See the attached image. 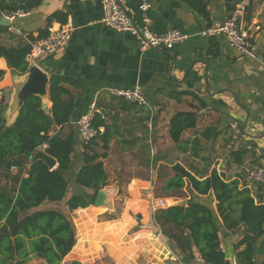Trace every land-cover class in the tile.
Listing matches in <instances>:
<instances>
[{
	"label": "crops",
	"instance_id": "1",
	"mask_svg": "<svg viewBox=\"0 0 264 264\" xmlns=\"http://www.w3.org/2000/svg\"><path fill=\"white\" fill-rule=\"evenodd\" d=\"M28 1L0 0V3L24 9ZM120 1L139 25L146 24L155 33L177 29L187 39L169 49H144L129 32L102 21V0H39L38 5L27 9L25 16L11 22L0 35L1 45L18 47L30 45L33 39L43 36L50 24L60 27L70 22L74 26L69 42L37 63L49 78L57 75L68 80L63 83L65 98L75 102L70 121L53 129L75 135L73 164L67 173L75 178L84 165L85 149L77 120L92 106L106 120V126L101 127L103 133L107 130L111 136L108 157L103 159L109 176L104 188L108 200L109 194L118 191L121 185L130 190L136 182L141 192L142 184H150L155 162L166 163L163 158L168 156L175 158L174 163L192 158L198 164L190 170L199 177L205 178L216 169L227 181H241L247 166H263L264 0H247L241 22L254 42L255 56L240 53L223 34L202 35L207 27L223 24L238 0H152L147 12L141 10L140 0ZM58 13L60 18L55 16ZM14 28L22 33L17 34ZM0 70L5 71L0 85L5 87L7 98L1 116L6 114L8 124L2 117L3 125L6 121L10 126L14 123L10 105L23 82V74L11 68L2 56ZM136 85L146 95L145 105L112 93L115 88L129 89ZM44 105L49 113V96ZM180 111H194L197 125L183 132L180 143H174L169 126L171 118ZM45 147L39 150L45 151ZM57 166L58 163L55 169ZM10 174L1 185L14 192L19 183L16 177L27 173L17 167ZM75 186L78 191L83 190L76 183ZM248 187L255 196L263 194L259 185ZM152 206L155 211L160 201L149 203ZM92 207L94 204L82 209ZM132 234L134 237H129L133 243L125 246L105 243L98 246L97 240L93 247L88 241L86 248L78 242L63 264L73 260L82 264H181L176 261L178 255L155 230L140 228ZM79 236L81 241V233ZM221 237L223 250L233 249L236 254L241 234L223 229ZM254 261L264 264V234L256 242ZM28 264L44 262L33 258Z\"/></svg>",
	"mask_w": 264,
	"mask_h": 264
},
{
	"label": "trees",
	"instance_id": "2",
	"mask_svg": "<svg viewBox=\"0 0 264 264\" xmlns=\"http://www.w3.org/2000/svg\"><path fill=\"white\" fill-rule=\"evenodd\" d=\"M28 2L24 6L26 11L38 5L39 0ZM6 8L16 10L0 3V12ZM200 11L205 13L204 9ZM55 16L60 18L61 14ZM7 30L0 25V35ZM29 50L30 45L6 47L0 44V57H5L15 71L25 74L30 69ZM4 75L5 71L0 70V80ZM67 81L62 76H51L49 113L43 108L41 97L29 96L15 123L3 130V107L0 109V181L11 177L13 167L27 173V176L16 177L19 183L14 192L0 183V264H28L33 258H41L44 264H63L77 243L76 228L63 211L41 208L45 203L63 201L69 191L67 172L73 164L75 135L74 132L64 135L61 130L53 131L67 124L74 112V100L65 98L67 91L63 83ZM92 125L105 127L106 120L95 113ZM196 125L194 111L176 113L169 126L172 141L180 143L183 132ZM110 138L106 130L84 145V165L74 178L83 190L72 193L67 199L70 211L94 204L98 192L108 185L103 159L108 157ZM194 143L199 144V141ZM44 146L46 153L56 159V169L42 160L29 166L34 152ZM163 166L167 165L160 164L158 170ZM166 170L162 192L172 195L188 188L190 194L186 203L159 207L151 214V227L174 253L190 259L199 256L206 264H224L221 233L226 229L241 234L235 246L237 264H255V245L264 234V192L255 196L239 179L227 181L216 169L205 178L181 162L167 166ZM138 218L141 219V215ZM70 264L82 263L73 260Z\"/></svg>",
	"mask_w": 264,
	"mask_h": 264
},
{
	"label": "built area",
	"instance_id": "3",
	"mask_svg": "<svg viewBox=\"0 0 264 264\" xmlns=\"http://www.w3.org/2000/svg\"><path fill=\"white\" fill-rule=\"evenodd\" d=\"M247 0H238L232 9L230 16L223 24L209 26L203 30V36L225 35L229 44L237 49L240 53L249 56H255L254 42L248 35L247 31L241 26L244 14L246 12ZM152 5V0H140V8L147 12ZM104 16L102 21L123 32H129L133 35L142 48L144 49H169L174 45L187 39V35L177 29H170L163 33H155L146 25H139L134 18L123 7L120 0H102ZM28 12L24 9L4 10L2 16L10 22L17 18L25 16ZM74 26L72 23H66L60 27L50 24L45 29V34L30 42V50L27 55L29 67L36 65L39 60L53 55L60 48L65 46L71 39ZM17 34H21V30L14 28ZM112 93L125 100L145 105L147 103L146 95L140 85H136L129 89L115 88ZM6 103V89L0 85V108ZM95 115V108L92 106L78 120L79 137L84 145L89 144L92 140L103 133L101 127L97 128L92 125ZM17 168V167H13ZM243 186L259 185L261 192H264V165L263 166H247L241 177ZM166 205L165 200H161L160 207Z\"/></svg>",
	"mask_w": 264,
	"mask_h": 264
},
{
	"label": "rangeland",
	"instance_id": "4",
	"mask_svg": "<svg viewBox=\"0 0 264 264\" xmlns=\"http://www.w3.org/2000/svg\"><path fill=\"white\" fill-rule=\"evenodd\" d=\"M163 159L166 163H159V160L155 162V167L150 178V184H142L143 187L141 188V192L139 191L136 182L132 184L130 190L129 188L127 189L125 185H121V188L118 191L114 190L111 195L109 194L110 198L109 200L107 199L108 205L97 206L94 203V207L96 208L92 207L88 210L70 211L66 205L67 199L72 193L78 192V189L75 186L74 178L71 174H68L69 191L65 199L58 203H45L41 208L58 209L63 211L72 220L77 231L78 239H80L79 234L81 233L82 235V240L79 241L77 239V243L79 242L81 245H85L84 247L86 248L88 241H90L91 246L93 247V245H95L94 241L97 240H100L99 243L96 242L97 245L100 243H105L108 246L130 245L133 241L130 239L129 235H131V238L134 237L132 236V233L136 229L150 228L155 230L151 227L152 220L150 219V214L154 211V205L150 208L149 203L154 202V204H156L159 201L161 202L164 197H167L164 199L166 202L165 207H167L176 203L187 202L189 199L190 194L188 188L172 195H165L162 192L161 188L166 179V167L175 162L174 157L168 156ZM181 162H183V164L189 169L196 167L195 165L198 164L195 160H192V158H183ZM160 164L167 166H163L158 170ZM5 182L4 178L0 181L2 184H5ZM111 182L112 179L109 181V184ZM130 204H132V207H130ZM138 215H141V219L138 218ZM134 222H136L134 225L135 227L132 228ZM129 226L131 228H129ZM177 257L178 259H176V261L179 263L181 262V264H190L191 262L197 264L201 262L203 263L198 256L194 259L179 255Z\"/></svg>",
	"mask_w": 264,
	"mask_h": 264
},
{
	"label": "water",
	"instance_id": "5",
	"mask_svg": "<svg viewBox=\"0 0 264 264\" xmlns=\"http://www.w3.org/2000/svg\"><path fill=\"white\" fill-rule=\"evenodd\" d=\"M12 23L6 19L4 16L0 15V25L8 27ZM49 76L44 72L37 64L30 67L27 73L23 74V82L21 86L17 89L14 94L13 103L10 105L11 113L10 116L14 118V123L20 114L22 107L25 104L27 97L29 96H39L42 99L43 108L45 109V105L48 100L49 96ZM6 114H2L3 119L7 120ZM13 123V124H14ZM8 124V120H7ZM6 121L4 123L5 128H9L12 125L8 126ZM42 160L48 164L51 169H55L57 161L54 157L50 156L44 150H37L34 152L30 166L35 164L37 161ZM107 192L102 189L98 192L95 205H108L107 200ZM183 203V202H182ZM186 203V201H184ZM225 252V263L224 264H237L236 254L234 253L233 249H226ZM197 264V263H193ZM198 264H206L205 262H201Z\"/></svg>",
	"mask_w": 264,
	"mask_h": 264
}]
</instances>
